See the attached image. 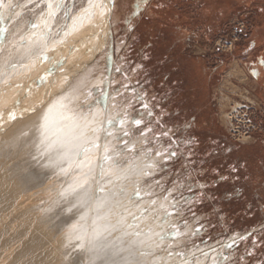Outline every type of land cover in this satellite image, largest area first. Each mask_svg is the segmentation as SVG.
I'll list each match as a JSON object with an SVG mask.
<instances>
[{"label": "rangeland", "instance_id": "rangeland-1", "mask_svg": "<svg viewBox=\"0 0 264 264\" xmlns=\"http://www.w3.org/2000/svg\"><path fill=\"white\" fill-rule=\"evenodd\" d=\"M49 1L3 0L6 37L31 35L55 14L48 35L58 39L92 0H61L58 9ZM9 4L28 7L9 18ZM113 12L103 51L88 65V100L107 92L116 120L125 119L115 126V155L151 166L141 199L164 203L174 233L167 253L179 262L264 264V85L248 83L264 60V0H116ZM141 98L159 124L149 125ZM173 150V158L155 155Z\"/></svg>", "mask_w": 264, "mask_h": 264}, {"label": "bare ground", "instance_id": "bare-ground-1", "mask_svg": "<svg viewBox=\"0 0 264 264\" xmlns=\"http://www.w3.org/2000/svg\"><path fill=\"white\" fill-rule=\"evenodd\" d=\"M115 1H90L58 39L48 35L53 13L37 32L0 41V264L207 263L167 253L164 203L141 199L151 166L117 158L119 113L88 100V65ZM237 73L234 65L227 79Z\"/></svg>", "mask_w": 264, "mask_h": 264}, {"label": "snow or ice", "instance_id": "snow-or-ice-1", "mask_svg": "<svg viewBox=\"0 0 264 264\" xmlns=\"http://www.w3.org/2000/svg\"><path fill=\"white\" fill-rule=\"evenodd\" d=\"M2 6H3V0H0V7H2ZM61 6H62L61 0H56V7L60 8ZM8 7L10 9L9 18H11V16L18 15V13L15 11V9L17 7L27 8L28 5L27 4H9ZM48 7L49 8L52 7L51 3L48 4ZM33 27H35V25H33ZM7 33H8L7 25H5L3 28H0V39L6 38ZM43 59L47 61L48 58L44 57ZM260 64L264 65V60H261ZM53 67H55V66H53ZM117 71H119V69H117ZM47 76H48V73H46L44 75V77H42V79L46 80ZM143 91H144V97H146L147 96V92H146V90H143ZM18 103L19 102H17V106H18ZM141 105H142V109L144 110L146 115L150 118L149 125H151V123L159 124V118L155 117V114L150 109L149 104L147 102H145V100L143 98H141ZM95 106H99V107L103 108L104 111H107V92L104 91L103 89L100 90V96L98 97V99H97L96 103L93 105V107H95ZM156 107H159V106L157 105ZM13 118H15V117H13ZM124 122H125L124 118H121L120 120L117 121V123L120 124L121 126L124 124ZM131 122H132V124L134 126L139 127L142 124V122H143V117L142 116L139 117V118H135L134 117ZM108 123L111 124L112 121H108ZM174 130H175L174 127L173 128H169V129L163 131L162 133H160L159 135H163V136L167 137L169 135V132L170 131H174ZM148 131H151V127L150 126L148 128H146L144 131H142L141 135H146V133ZM128 135H129V133H127V132L124 133L125 137H127ZM176 139H177L176 137L172 138L173 143H175ZM185 143L191 144L192 140L185 141ZM85 151H87V149H85ZM132 151H135V149H132ZM151 155L152 154L149 153L148 154V158H151ZM155 155L156 156L166 155L168 158H173V157L176 156V152L173 150V151L168 152L167 154H165V153H161V152L158 151V152L155 153ZM233 171H235V169H233ZM221 179H225V178L221 177ZM226 195L231 196V193H228ZM199 230L200 229L198 228L197 231H199ZM242 239H244V237H242Z\"/></svg>", "mask_w": 264, "mask_h": 264}, {"label": "crops", "instance_id": "crops-1", "mask_svg": "<svg viewBox=\"0 0 264 264\" xmlns=\"http://www.w3.org/2000/svg\"><path fill=\"white\" fill-rule=\"evenodd\" d=\"M263 60V59H262ZM255 69H257L256 74H255V81H254V86L258 87L259 85H264V65H261L260 62H257L256 65L254 66Z\"/></svg>", "mask_w": 264, "mask_h": 264}, {"label": "trees", "instance_id": "trees-1", "mask_svg": "<svg viewBox=\"0 0 264 264\" xmlns=\"http://www.w3.org/2000/svg\"><path fill=\"white\" fill-rule=\"evenodd\" d=\"M193 121V120H192ZM191 123H193V122H191ZM194 128H196V126L195 127H193V130H195Z\"/></svg>", "mask_w": 264, "mask_h": 264}]
</instances>
